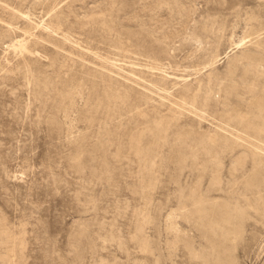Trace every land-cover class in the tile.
Instances as JSON below:
<instances>
[{
    "label": "rangeland",
    "instance_id": "obj_1",
    "mask_svg": "<svg viewBox=\"0 0 264 264\" xmlns=\"http://www.w3.org/2000/svg\"><path fill=\"white\" fill-rule=\"evenodd\" d=\"M261 101L264 0H0V264H264Z\"/></svg>",
    "mask_w": 264,
    "mask_h": 264
},
{
    "label": "bare ground",
    "instance_id": "obj_2",
    "mask_svg": "<svg viewBox=\"0 0 264 264\" xmlns=\"http://www.w3.org/2000/svg\"><path fill=\"white\" fill-rule=\"evenodd\" d=\"M242 45H243L242 42L234 43V48L236 49L240 48ZM21 47L22 45L20 44V42L16 40L8 46V48H11L12 50L20 49ZM160 90L164 91V89H160ZM257 106L260 109H264V101H261ZM228 135L232 136V134H228ZM235 137L238 139L239 134H236ZM254 150L259 151L264 155L263 146L262 147L255 146ZM208 211H209L208 208L199 207L195 212L197 216L204 215L203 217L205 219L202 225V232L209 241V246L211 247L212 250V255L209 258V261L205 256L202 259V264H236L233 256L234 242L236 241V238L241 231L245 215H243V213L239 209L227 210L223 206L220 207L218 213L212 214L209 213ZM216 229H219L220 232L215 233Z\"/></svg>",
    "mask_w": 264,
    "mask_h": 264
}]
</instances>
